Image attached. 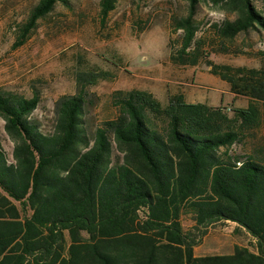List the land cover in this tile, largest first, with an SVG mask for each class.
Returning a JSON list of instances; mask_svg holds the SVG:
<instances>
[{"label":"trees","instance_id":"1","mask_svg":"<svg viewBox=\"0 0 264 264\" xmlns=\"http://www.w3.org/2000/svg\"><path fill=\"white\" fill-rule=\"evenodd\" d=\"M115 1L102 0L104 17ZM189 1L178 24L183 50L193 43L201 0ZM206 1L236 14L215 24L223 39L264 27L253 0ZM58 2L68 1L34 5L15 47ZM211 70L248 106L230 111L182 94L163 104L149 90H118L119 114L93 132L85 114L97 71L78 72L77 92L56 101L50 132L32 116L40 91L28 97L0 86V116L15 141L11 159L0 137V264H264V149L230 151L264 123V60ZM219 221L246 228L256 250L195 255L199 229Z\"/></svg>","mask_w":264,"mask_h":264},{"label":"rangeland","instance_id":"2","mask_svg":"<svg viewBox=\"0 0 264 264\" xmlns=\"http://www.w3.org/2000/svg\"><path fill=\"white\" fill-rule=\"evenodd\" d=\"M38 1L0 0V86L28 97L40 91L41 101L32 116L45 132L53 130L58 98L77 92L80 71L93 70L101 76L87 88L85 121L92 132L119 114L114 102L118 90H149L163 104L182 94L187 102L224 105L229 110L248 106L249 98L235 97L230 84L211 69L214 64L261 67L264 27L223 39L215 24L236 17L223 5L200 1L194 14L197 31L186 50L185 29L178 24L189 15V0H116L106 17L102 0L58 2L38 20L24 44L15 47ZM253 2L264 15V0ZM0 137L12 159L15 141L2 116ZM261 148L264 123L254 136L234 144L230 151L245 154ZM120 155L115 149L114 157ZM187 218L184 222L191 228V218ZM199 231L203 234L197 254H225L238 244L256 250V238L244 228L235 230L230 222L219 221Z\"/></svg>","mask_w":264,"mask_h":264},{"label":"crops","instance_id":"3","mask_svg":"<svg viewBox=\"0 0 264 264\" xmlns=\"http://www.w3.org/2000/svg\"><path fill=\"white\" fill-rule=\"evenodd\" d=\"M234 94V93H233ZM234 96L236 97V95L234 94ZM227 222H230L231 224H234V227H235V230L237 229H239V228H244L243 226H241L240 224H238L237 222H234V221H227ZM244 230H246V228H244ZM247 231V230H246ZM248 232V231H247ZM249 233V232H248ZM234 234H236V233H234ZM238 245H241V244H238ZM197 252V248H196V246H195V255H197V256H203L202 254H197L196 253ZM230 253H232V252H229V253H225V254H230ZM219 254H222V253H219Z\"/></svg>","mask_w":264,"mask_h":264}]
</instances>
